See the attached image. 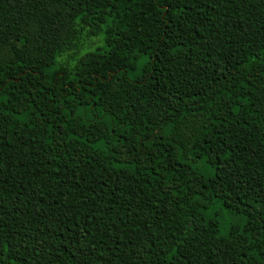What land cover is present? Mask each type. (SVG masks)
Listing matches in <instances>:
<instances>
[{
  "label": "trees",
  "instance_id": "trees-1",
  "mask_svg": "<svg viewBox=\"0 0 264 264\" xmlns=\"http://www.w3.org/2000/svg\"><path fill=\"white\" fill-rule=\"evenodd\" d=\"M0 264H264V0H0Z\"/></svg>",
  "mask_w": 264,
  "mask_h": 264
},
{
  "label": "rangeland",
  "instance_id": "rangeland-1",
  "mask_svg": "<svg viewBox=\"0 0 264 264\" xmlns=\"http://www.w3.org/2000/svg\"><path fill=\"white\" fill-rule=\"evenodd\" d=\"M94 44L100 42L98 38H94L93 39ZM131 75V74H130ZM190 165L193 167V169L204 175V176H208L212 173V169L203 161L199 160V161H194L191 162ZM234 217L232 215H229L226 213V211L222 210V215L220 217V222H221V229L220 232L222 234L225 233L226 228L228 227V225L234 220Z\"/></svg>",
  "mask_w": 264,
  "mask_h": 264
}]
</instances>
